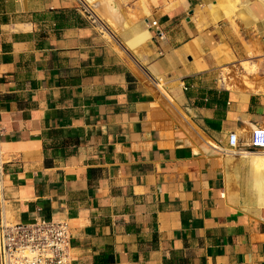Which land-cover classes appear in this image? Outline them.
Instances as JSON below:
<instances>
[{
    "label": "crops",
    "instance_id": "obj_1",
    "mask_svg": "<svg viewBox=\"0 0 264 264\" xmlns=\"http://www.w3.org/2000/svg\"><path fill=\"white\" fill-rule=\"evenodd\" d=\"M256 130L264 0H0V213L73 264H264Z\"/></svg>",
    "mask_w": 264,
    "mask_h": 264
},
{
    "label": "built area",
    "instance_id": "obj_2",
    "mask_svg": "<svg viewBox=\"0 0 264 264\" xmlns=\"http://www.w3.org/2000/svg\"><path fill=\"white\" fill-rule=\"evenodd\" d=\"M157 26V23H153ZM162 37V33H159ZM239 144L231 134L225 154L234 153ZM251 146L264 150V130H256ZM4 161L0 150V202L2 201ZM72 237L67 222L41 220L30 224H10L0 213V264H73Z\"/></svg>",
    "mask_w": 264,
    "mask_h": 264
},
{
    "label": "bare ground",
    "instance_id": "obj_3",
    "mask_svg": "<svg viewBox=\"0 0 264 264\" xmlns=\"http://www.w3.org/2000/svg\"><path fill=\"white\" fill-rule=\"evenodd\" d=\"M261 156V155H260ZM256 157V156H255ZM261 157H263V155L261 156ZM259 159H261V158H259ZM263 160V159H262ZM261 161V160H260ZM263 163V162H262ZM258 169V168H257ZM261 173V172H260ZM259 177V176H258ZM259 184V183H258ZM264 184V183H263ZM262 184V185H263ZM261 184H259V186H260ZM259 186H258V188H259ZM263 188V187H262ZM260 189V188H259ZM264 197V196H263ZM260 201H262V199L260 198ZM259 201V202H260ZM262 203H264V198H263V201L261 202V203H259V204H262ZM264 206V205H263Z\"/></svg>",
    "mask_w": 264,
    "mask_h": 264
}]
</instances>
